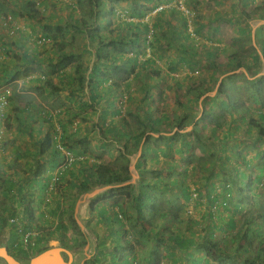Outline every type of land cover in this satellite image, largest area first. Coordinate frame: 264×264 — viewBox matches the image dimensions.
I'll return each instance as SVG.
<instances>
[{
	"label": "crops",
	"instance_id": "obj_1",
	"mask_svg": "<svg viewBox=\"0 0 264 264\" xmlns=\"http://www.w3.org/2000/svg\"><path fill=\"white\" fill-rule=\"evenodd\" d=\"M154 1H155L154 3H157L158 1L167 3L165 1H169V0H154ZM259 1L260 0H256L254 6H256V4L259 3ZM130 2H132V0ZM23 3H24L23 0H21V2L18 4L15 3L14 1V3L9 6L11 8H14L16 6L17 9L20 10L22 9ZM154 3H149L148 5H151L152 7ZM204 3L210 4L211 8L209 10H206L204 6L203 9H201V14H203L204 12H212V14L206 18L201 16L199 19V23L200 25H202V27L209 26L211 28L212 25H215L214 28H211L212 29L211 31L215 33V35H212V33H210L209 34L211 38V41H209L210 43L207 44V42L205 41L203 42L202 45H200L201 46L200 48L199 47L196 48L195 45L192 44L185 36L186 33H184L183 31L182 21L180 18L181 16H179V13L178 12L173 13L170 12V10L164 11L166 13H164V15L161 16L160 25L162 26L163 29L167 28L173 39L171 41H167L166 39L161 40L162 41L161 52L162 55L168 52L170 54L174 53L176 54V57L174 59L169 57V59L167 60L162 58L157 59V56L160 57L159 50L157 52L159 53V55H157V53H155L154 51L152 57L154 63H151L152 65H149L147 67V73H148L147 80L149 82L144 89L143 96L146 97V99L154 98V99L165 100V106L159 108L161 110L159 115L162 117L169 115L165 111L177 109L180 118L183 115L188 116L190 114L194 117L193 119L198 120L201 116V113L204 112L203 107H205V115L208 117L207 120H209V123H206L204 121L202 123V120H200V122L197 124V134L201 137V140L203 138L202 135L204 136V138H207L208 139L207 141H209L208 143L216 142L217 147L215 148V151L217 152L219 151L218 152L219 155H221L224 152V149L225 150L229 148L231 149V152L230 150H228L229 155L225 152L222 154L223 157H221V159H223L222 161L224 165L225 163L228 165L227 167L231 165V169H230L231 171L228 172L226 179L235 181V185H233L234 188L231 191L234 190L235 192H237L238 190L235 196L240 197L241 199L247 194H249L250 196H254L258 194L259 191H262V193L264 192L263 189H260L264 183V154L262 152H259L258 150V148L260 147V143L264 141V136H260L258 132L259 127L256 126L257 124L259 125L261 123L260 117L264 115V87L262 88L260 93L259 85H258L259 82H262L264 84V78L261 79V77H264V62L262 60V55L260 52L261 51L260 43H259V41L263 37V36L261 37V34L263 35L264 33V19L260 18L259 16L260 13L257 15L254 14V16L250 14L249 8L251 4L249 3L248 6H244L243 0H197V5L199 6L203 5ZM220 5L223 6L219 7ZM53 6L59 9L62 8L59 5H57L55 2ZM167 6H170V3ZM152 10L153 11L148 12L144 18L149 16V20L152 22V25L153 24L156 25V19H155L156 12L154 13V15H152V13L155 11L154 9ZM45 11L46 10H41L38 12L43 13ZM243 11H246L247 13L246 15L248 14L252 15L250 16V21H256V22L258 21V23L254 25L253 28H250L251 27L250 21L246 23L245 21L246 19L242 15ZM20 15H21L20 13L18 14V16L16 15L15 19L12 16L13 19L12 23H14L19 28V33L22 35H24V33L27 34L30 33V30L25 29V26L29 27V29L31 26H36L38 29L39 24L41 25V23H38V21L35 19L21 17ZM50 16L52 21V19L55 17V14L53 13ZM45 21L46 22H42V23L46 24L51 22V21L49 22L48 19H45ZM118 21L119 20H117V22ZM135 21L138 20L135 19ZM210 21L212 22V24L203 25V24H208ZM133 23L138 24V22H134V21ZM168 23L173 25L172 28L173 32H170L171 29L168 28L167 26ZM224 23H228V24H224ZM147 25L149 27V24ZM155 31L157 32V29H155ZM6 32L7 30L5 28L0 27V40H3L2 38L6 35ZM249 35L253 37L255 36L257 37L255 39L253 38V40H255L256 42L257 47L254 45V43H252V47L255 50V53L259 56L258 60H254L253 51L243 52L248 49L247 47H243V48L236 47V45L238 44V42L242 40V38L249 37ZM233 39H236V44L235 42H233ZM182 49H185L187 53H183ZM14 50L16 51V49ZM207 51L213 53L211 58H208L206 56ZM234 51H237L238 53L243 55L239 59V62L243 63V65L242 67H239L237 69H234L235 66L237 65L236 63L237 60H233L232 58H230V55H232L231 53H233ZM39 52L41 57H45L47 51L45 50L43 51V49H41ZM57 57L58 56L55 55L56 59ZM211 62H214L215 66L211 65ZM7 64H8V68L12 71H15L19 67V63L13 64L9 61H5L3 63H0V68H3ZM55 64H56V60L54 61L53 64H48V66L45 65L42 66L38 72L25 78V80H28L26 82L25 80H16L11 82L10 77L12 76V72L8 71L9 72L8 74L6 72L5 73L0 72V85H3L2 89L5 91L10 90L8 92L12 93L11 92L12 86H17L19 88L22 85L27 86L28 84L31 85L32 88L36 87L37 89H39L38 93L32 92L27 97L13 96L11 94V97L9 99L8 110H6L7 115L12 116L14 114L15 109H20V108L25 109V107H27L28 105L34 106L35 108H37L39 105L42 106L40 102L41 98L43 99L42 92L45 95L50 92L49 87H44L43 85L40 84L41 83L40 80L43 78V76H45V79H50V81L52 80L51 81L52 84L53 83L57 84V82H59L63 85L72 81L73 71H71V68L68 69L70 67L69 65H67L64 69H62V71H64L66 74V76L64 77L68 78L69 80L68 82L63 83L61 81L62 79L61 71L59 73L57 72L56 74L53 73L51 74V76L47 75V70H51L53 68V65ZM101 67H103V69L105 70L109 69L107 66H104L102 64ZM171 68H174V70H171ZM259 70H261V72H259ZM155 72H158V74H155ZM239 74L241 75L242 79H240L241 77L239 76ZM138 79L139 78H134L133 76H131V78H129V80H127L123 84L121 90L118 91L116 94H114L111 89L108 91V88L106 86L102 88V92H104L106 96L109 94L110 95L113 94L112 97L114 101L117 100L118 96L121 94L127 93L131 97L132 94L135 95V93H132L134 92L133 84L137 83ZM200 82L203 84H201ZM213 82L214 83L216 82L215 87L212 89V91L214 90L213 91L214 94L212 92V96L209 97L208 95L209 92H205L201 97H199L198 102L195 103L199 93H201L205 88L212 87ZM127 86L129 87L127 88ZM199 86H200V90H195ZM158 87L160 88V90L156 89ZM219 87H221L222 89V95L216 96ZM67 89H69L68 86ZM10 93L8 94L10 95ZM17 93L20 95H24L23 92L17 91ZM152 93H154L156 97H154ZM233 93H236V95H234ZM226 95H233L235 97V100H233V98L232 101H229L230 99L227 100ZM207 98L208 100H206ZM101 101H103V99ZM257 101H260V103ZM66 104L67 106L68 104L69 106L73 104L72 97L70 98V100L69 98L67 99ZM176 105L178 107L174 108L173 106ZM67 106L62 109H57L56 111L58 113L65 114L67 112ZM196 106L199 112L196 111V113H194ZM101 109H96L97 111H94L96 114L91 113L93 115L91 120L96 125H98L96 127H82V126L79 127L77 126L78 123L76 122L71 127H47V126H40L38 124L35 127H30L32 131L31 132L29 131L28 133V131L23 130V127H16L15 124L12 122L11 123L9 122L8 127L4 123L2 126L0 125L1 126L0 138H2L1 142L2 145H4L2 147L0 146V165H1L0 175H2V178H4L8 182L17 183L19 185V190L22 191L21 195L27 194L28 196H31V199L33 201H37L38 203V200L36 199L35 196L40 194L39 193L40 185L44 183L46 179H48V176L51 175V173L53 172V170L55 169L57 163L61 158V156L59 159L55 157H51V155L48 152L46 153V155L41 156L39 154L41 149L40 144L45 139V137H47V135H50L49 137L51 140H53V136H59L61 143H63L65 147L72 146V150H69L68 148L67 149L73 155L76 156L75 157L76 160L72 165L71 169L62 178V200L64 202V206H65L64 208L67 210L69 205L73 206L75 204V212L79 210L78 212L81 213L80 214L81 221H84L83 220L84 216H82V212L86 207H88L89 209V204L88 205L85 204L84 202L85 200L81 201V199H87L90 201L93 197L98 196L100 193H95L97 189L91 194L90 192H85L81 194L78 192V189L76 188L75 185L78 183L79 179L81 178L80 175L82 174L81 172L83 171V169H86L87 167L93 164H97V165L107 164L106 159L104 158L106 157V155L103 152L106 151L107 154L113 155L112 151L114 148H116L117 150L119 149L118 151H120L122 155H124L125 157L131 160L130 169L132 167V162L134 163L133 164L134 167H136L135 165L139 161L138 157L141 156L140 151L134 160L132 157V155L134 154L129 153V155H126L125 151L122 148V145L119 146L120 144L118 141L120 140V137L118 135L119 134L121 135V133L127 128L104 127L103 125L104 123L100 118V116L103 114L102 113L103 110ZM116 117L122 118L123 113L119 114ZM212 118H214V120ZM169 122L170 120L168 119V121L165 123L170 124ZM194 124L195 122L190 126L193 127ZM198 127H200V130L202 132L204 130H206V132L202 133L201 135L198 130ZM185 128H187V126L179 130L178 133L183 131V129ZM158 129L159 128H157V130ZM175 131H177V126L171 132L160 131L159 134H155V133H148L147 131L146 135L152 136V142H154V139L157 138L159 135L164 138V143H165L155 147L152 144L151 149L153 148L156 149L155 156L152 154V152L148 150H144V159L146 160L147 164H150L147 161V157L149 155L152 156L156 164L160 162V157H161L160 155H165L164 151L163 153L160 152V149L164 150L167 144L172 143V141L176 139L173 138V136H170L171 133L173 134L175 133ZM230 135L232 137L241 136V140L239 141L238 145L237 143H233L232 140H229ZM181 136L182 135H180L179 137ZM190 140L191 139L188 138V141L186 142L190 143ZM218 140L220 142H218ZM143 142L144 139L142 143ZM131 143L132 140H130L128 144V149L132 147ZM108 148L111 150H109ZM256 148L257 150L254 152L253 154L254 156H252L250 152L251 150ZM166 149L168 148L166 147ZM217 152L215 153L213 152V154H216L217 156L218 155ZM210 153L212 152H209V154ZM113 159H115V157H113ZM109 161H111V159H109ZM38 166L45 169L44 174H42V176L39 177L35 176L36 175L35 172L37 171ZM235 168L238 170V173L232 171ZM40 172L42 173L43 170H41ZM136 178L137 180L139 178L137 173L135 177L133 173L130 172V179L132 181H128L129 183L126 182L123 185L126 184L135 185L137 181ZM134 180H136L135 183ZM158 183H159V179L156 177L155 182L152 183V186L154 184L156 186L158 185ZM106 190L108 189H104L103 191H101V193L105 192ZM0 194H2L1 188H0ZM88 195H93V197L90 198L88 197ZM74 198H76L77 201L76 203L73 204ZM117 199L110 200L105 203L97 204L93 211L89 209L90 212L85 217L88 218L87 219L88 221H84V224L87 223L91 227L93 224L95 226L94 229L96 228L99 229L96 231L95 233L96 235H95L92 232L91 227H89L88 229L86 227L87 235H85V239L89 237L91 245H94V243H96V249L93 259L96 257L98 253L97 250L102 248V246L104 245L107 246L104 252L109 253V251L112 250L110 248L111 245L115 244V242L118 244L120 241L121 242L124 241V238H126L129 234H131V231L128 230L127 223L125 222V219L121 214V210L123 209V207H121V205L118 204ZM234 204L235 206L233 208ZM246 205L247 204L243 202L242 199L241 200L236 199L235 203L234 201L231 202V206L228 208L230 210L229 212L230 218L224 224V227L227 225L229 221H234L237 224L236 218L237 216L242 215L243 211H245L244 208L246 207ZM11 206L13 210H17L19 212L23 211L22 210L23 205H16L12 203ZM40 206L41 204L40 205L37 204L36 206H34L33 220L30 221L23 220L25 228L29 231L45 229V226L42 225L41 223L42 214L40 213ZM238 206L241 207L240 211L237 210ZM57 207H58V203L55 202L54 209ZM206 208L207 207L205 206L202 207L203 209V212L201 211L203 213V215L201 213L202 220H204L203 218L209 212L212 214L211 216L213 217L214 223H216L217 226H220L217 222L220 215L218 216L216 211L213 210L215 209V204L209 207L208 209ZM216 210H220V209H216ZM199 211L200 209L197 208V212ZM101 212H103L104 216L110 219L109 221H111L112 223L107 224V222H105L102 219L103 216L101 215ZM235 212L236 214L234 215ZM54 214H55V210H53L52 216H54ZM259 215H264V212L256 213L254 216H259ZM116 217H118L123 221V225H124L123 227L119 228L120 224L116 221L115 219ZM247 217L243 216L242 223L245 222ZM77 222L79 223L78 225H80V222L78 220ZM160 222H159V227L164 228V225L162 224L165 223L163 222L161 224ZM203 223L206 226H203ZM199 225L203 228L207 227V222L205 220L202 222L199 221ZM84 228L82 225H80L79 229L80 231L81 230L83 231ZM5 231L7 235L8 233H10L9 229L8 230L5 229ZM52 231H55V229ZM177 231L179 232V230ZM216 234L217 233H215V236ZM179 235L181 234L179 233ZM129 237L130 235L128 236V238ZM196 237L193 240L195 242L200 241L197 240ZM57 243L58 245H60L59 242ZM100 243H102L103 245ZM87 245L89 246L88 243ZM190 249H188L186 253L187 255L189 253L192 255L188 257L191 261L190 264H204L205 262L204 260L206 259L204 253L201 252L200 250H197L196 248H194L195 249L194 251ZM69 252L72 254V257L77 264L75 255L73 254L72 251ZM186 254L185 256H187ZM61 257L64 259L63 255H61ZM106 259H108V257H106ZM86 260L87 259L85 258V260L82 261H86ZM82 261L80 263H82Z\"/></svg>",
	"mask_w": 264,
	"mask_h": 264
},
{
	"label": "trees",
	"instance_id": "obj_2",
	"mask_svg": "<svg viewBox=\"0 0 264 264\" xmlns=\"http://www.w3.org/2000/svg\"><path fill=\"white\" fill-rule=\"evenodd\" d=\"M17 0H0V14L1 16L5 15H11L15 19L16 15L18 16V13L16 11H13L9 5L13 4ZM24 3L22 5V9L20 12L21 17H27L29 19H35L38 21L39 27L37 29L36 26L30 27V33H24V35L19 33V29H16L15 32L10 35L8 31L6 32V35L2 38L3 40H0V63H3L5 61H9L11 63H19V67L12 71L8 68V64L5 65L3 68H0V72L3 73H9L12 72V76L10 77L11 82L16 80H25L28 76H31L32 74L38 72L42 66H48V64H53L56 60V64L53 65V68L51 70H47V75L51 76V74L62 72L61 81L64 83L63 77L66 76L65 72L62 71V69L65 68L66 64L68 62H71V56L69 53L65 50V44L63 43V40H61V37L69 34V31L84 33L86 36L89 44L93 47V53H94V61L92 62V65L89 69V72H87L84 67L79 63L74 66L71 71H73L74 77L72 81L68 82L67 86L69 89H71V94H74V89H84L87 87L89 96L84 101H78L77 97L72 96V102H76V104H79V108L85 110L89 109V111L92 112V114H96L94 111L96 110V105L99 104L98 101L105 100L108 102L109 107L107 109L102 108L103 114L100 116V118L103 121L104 127H115V124L111 121L110 123L106 122L107 115L112 116H118L120 113H122L121 106L116 107V109H112V104H114L113 100V94H109L106 96L104 92H102V88L106 86L108 88V91L111 89L114 94H116L118 91L121 90L123 84L133 76L134 78H139L142 74L146 73V69L149 65H152L151 63H154L152 57L153 53H155L162 50V39L166 37V34L164 29L162 28L161 24V16L164 15L165 10H170V12L179 13V16H181L182 21V28L184 33H187L188 31V22L186 18L182 15L181 12L178 10L176 11L175 8H167L160 10L156 12V25L154 27L157 29L158 33H154L155 40L153 41V45L151 47V54L150 57L144 58L146 55V43L148 42V32L149 27L145 22L135 24L131 20L137 19L142 20L145 15L152 9L156 10L161 6H166L169 3L173 2L174 0L165 1L167 3H163L162 1H158L157 3H154V0H144L143 4H137L134 3L130 7V13L127 19H119V16L117 15L116 8L114 7L113 3H119L121 1L125 0H71L68 3H63L61 1L57 0H23ZM54 2L59 5L60 7H64V12L66 15L65 21H57L55 24H49V23H42L44 22L42 15H38L35 13V9L37 12L40 10H47L50 5H53ZM185 5L187 4V1L184 0ZM256 0H243L244 6H248L250 3L251 6L249 8L250 14L254 16V14L260 13V18L264 19V0H260L259 3L254 6V3ZM149 3H154V5L151 7L152 9L148 8L147 5ZM89 6V12L90 16L89 19L86 18L84 15L80 16L77 15L75 12L77 8H84V6ZM113 5V6H112ZM53 7V6H52ZM188 9L191 11L189 6L187 5ZM144 10V11H143ZM153 11V10H152ZM176 11V12H175ZM192 12V11H191ZM39 13V12H38ZM193 13V12H192ZM36 14V15H35ZM41 14V13H39ZM116 14V17H115ZM181 14V15H180ZM246 11L242 12V15L245 17L246 23L250 19V16L252 15H246ZM36 16H39L36 18ZM117 20H119L117 22ZM194 20V18H193ZM192 25L195 23L194 21H191ZM115 25V29H108L110 26ZM0 27L2 26V23H0ZM132 27V28H131ZM104 28L107 31L100 32ZM125 28V35H122L121 31ZM202 25H200L199 22H197V30H195V34H199V32L202 30ZM103 29V30H104ZM39 33V34H37ZM192 36H194L193 32L191 33ZM37 36H39V39H37ZM17 37V38H16ZM262 37V35H261ZM206 40L211 41L210 36L205 37ZM255 38H257L255 36ZM41 41V42H38ZM51 44V50L46 52L45 57H41L40 55V49L50 46ZM260 43V52L262 55V60L264 62V36L259 41ZM59 45V55L57 59L55 58L56 53H53V48ZM39 48V50H38ZM16 49V51L14 50ZM254 52V60H258L259 56L255 53V50L251 48ZM48 50V49H47ZM104 50V51H103ZM183 53H187L185 49H182ZM212 52L207 51L206 56L208 58H211ZM230 58L233 60H237V65L234 69H237L239 67H242L243 63L239 62V59L243 56L237 51H234L231 53ZM101 64L104 66H107L110 70H103L101 69ZM211 65L215 66L214 62H211ZM171 70H174V68H171ZM9 71V72H8ZM155 74H158V72H155ZM41 79V78H40ZM38 79V80H40ZM41 85L44 87H49L50 79H45V76L40 80ZM69 81V80H68ZM201 83V82H200ZM203 84V83H201ZM66 86V84H63ZM76 85V87H74ZM259 90L261 93L262 88L264 87V84L262 82L258 83ZM3 87V85H0V88ZM129 86H127L128 88ZM255 87V85H254ZM257 87V86H256ZM200 90V86L195 89ZM203 90V89H202ZM211 88H205L199 95L197 96V99L201 97L205 92H210ZM104 93V94H101ZM222 95V89L219 87L216 96ZM10 95H8V101L10 99ZM235 100V97L233 95H226V99L229 101ZM144 100H146V97H144ZM260 103V101H257ZM222 104V102H221ZM38 105V104H37ZM9 106V104H8ZM39 107V108H38ZM35 108L34 106L28 105L27 107L15 109L14 114L11 116L4 113V115H1L0 113V125L2 126L3 123L9 126V122L14 123L16 127H23V130L31 132L30 127H35L36 125L40 126H47V127H56L58 124L59 127H71L75 123L74 120L83 118L85 115H80L79 113H69V110L64 114L61 113H53L52 111H49V109H45L42 106H38ZM41 107V108H40ZM223 107V105H222ZM8 110V107H7ZM118 111V112H117ZM144 119L140 120V118L136 115H133L135 120L137 122H140V124L144 127V129H135L132 131L130 128L131 125L128 123L126 119L120 120V123L123 127L127 128L125 129L121 135L118 136L120 139L124 140V150L126 151L128 149V144L130 140H132V147L138 148L139 144L141 143L142 138L145 140V143L148 144L150 140H152V136L146 135L147 131L148 133H155L159 134V131L157 128L162 124L163 121L167 122L168 119L163 118H152L150 117L151 113H143ZM136 116V117H135ZM187 116V115H183ZM180 122H184V120H187L183 125L177 123V132L174 133V135L178 134V131L182 128L193 124V120L188 121L187 117H182L179 119ZM261 123L256 125L259 127V134L260 136H264V115L260 117ZM175 123V122H174ZM93 127H96L94 122H91ZM108 124V125H107ZM4 125V126H5ZM148 125H151L149 127ZM0 126V127H1ZM57 126V127H58ZM196 125H193V129L188 134L190 136H194L196 140L201 141V137L197 134L196 131ZM146 128V129H145ZM50 135H47L45 139L41 142L40 146V152L39 154L41 156L46 155L48 152L51 157H55L57 159H62V154L59 152V150L55 147V144L53 143V140L50 139ZM54 137V136H53ZM174 138V137H173ZM0 138V142H1ZM154 143L156 146L165 144L164 138L162 136H158L154 139ZM188 143V142H187ZM187 143H183L184 147L188 146ZM0 146L2 145V142L0 143ZM166 147L168 149L171 148V143L167 144ZM69 150H72V146L65 147ZM131 148V147H130ZM67 149V150H68ZM68 150V151H69ZM147 150L152 152V154L155 156V150L151 149V147H147ZM141 159H139L138 163L136 164L137 169H145L146 166V160L144 159V151L141 153ZM59 160V162H60ZM58 162V163H59ZM57 163V165H58ZM248 164V163H247ZM56 165V167H57ZM55 167V168H56ZM72 167V166H71ZM70 167V169H71ZM175 166H170L171 170H175ZM1 169V165H0ZM69 169V170H70ZM43 170L41 173L40 171ZM53 170V169H52ZM55 170V169H54ZM53 170V171H54ZM69 170L67 172H69ZM186 171V170H185ZM232 171H235L238 173V170L235 168ZM45 169L38 166L37 171L35 172V176L39 177L44 174ZM142 172V171H141ZM80 175V179L78 183L75 185L78 189V192L85 193L90 192L95 187H102V186H112V188L106 190L105 192L99 194L94 199L91 200L89 204V209L91 211L94 210L95 206L99 203H105L110 200H116L117 198H124L127 203L132 205L134 214L125 215V212L121 210V214L123 215V218L125 219V222L127 225H129L132 229V233L130 234V237L128 236L124 238V241H120L118 244L115 242V244L111 245V251L109 253H105V249L107 246H102V248L97 250L96 257L86 262L85 264H135L136 263V256L133 252V240L135 239V242L142 243V240L146 236H153L156 239V243L160 246H166L167 249L174 254L175 250H179L180 255L186 254L187 250L192 248H196L197 250H200L204 253L206 259L204 260V264H209L210 262H216L217 264H264V233H262V227L260 224H257L259 221L264 222V215L259 216H249L243 223L246 226H249L251 224L258 225V228L256 234L259 236L258 241V249L254 257L251 259H243L238 258L231 259L230 252L226 251V248H228L231 244H239L242 246L243 241L246 236L242 235V230L237 228V224L234 221H229L225 227L217 226L216 223H214L213 217L211 216V213H207L205 217L203 218L207 222L206 231L208 235L206 237L199 236L200 234H197V231H195V228L198 227L200 230L202 227L199 225V221H190V223L186 226L187 236L179 235V233H175L173 231H169L167 234L164 232L159 231V222L163 220H167L171 217L170 210H161V208L158 207V205L152 201L155 194L153 192H148L147 188L152 189L153 186L151 185L149 187V183H144L145 178L141 174L140 181L138 185L135 187L133 184H126L124 183L130 181V174L128 171V166L125 165L122 168V171H119L117 169L109 168L103 164H93L87 167L86 169H83ZM245 177V175H244ZM51 175L48 176V179L44 181L40 185L39 195L35 196L37 201H33L31 199V196H28L27 194L21 195L22 191L19 190V185L17 183H12L6 181L4 178H2V175H0V188L1 193L0 194V246L7 247L9 253L13 256H22V257H30L31 255L35 254L37 251V248H35L33 251L30 250H24L22 247H14L13 243L17 241L18 239V229L16 226H10L8 225V217L11 215H17L21 220H33L34 219V206L42 205L43 201V194L45 193L46 189L48 188V184L50 182ZM258 180V179H257ZM175 184V182H174ZM233 185H235V181L233 182ZM234 187V186H232ZM139 188V189H138ZM231 190L228 189L226 191ZM20 191V192H19ZM196 192V197H192V191L189 188L184 187L181 190V194L183 195V199L185 202H189L190 200L194 199V201H197V197L200 198V193L197 190H193ZM78 194V195H80ZM209 198V197H208ZM228 200V198H227ZM209 201L212 205L215 204L216 198L210 197ZM37 204H36V203ZM40 202V204H39ZM16 205H23L21 212L17 210H13L11 204ZM211 205V206H212ZM11 208V209H10ZM15 208V207H14ZM121 209V207H120ZM238 211L241 210V207L238 206ZM20 213V214H19ZM66 213V209L61 215L60 223L58 227H56L55 232H50L49 237H53L54 234L57 232L61 235H65L68 233L69 228L64 223V215ZM11 214V215H10ZM55 215V214H54ZM101 215L103 216V220L107 222V224L112 223L109 221L107 217L104 216V213L101 212ZM116 221L120 224V227H123V221L119 219L118 217L115 218ZM74 223V229L78 231V233L81 235V231L79 227L76 225L75 221ZM194 228V230H193ZM5 229H9L10 233H6ZM24 229L27 230L24 226ZM178 230V229H177ZM193 230V231H192ZM28 231V230H27ZM219 232L220 237H215V233ZM230 234V235H229ZM167 235V239H165V236ZM197 236V237H196ZM197 238V241L195 242L193 239ZM38 243L42 244L44 237H39ZM78 240V239H77ZM248 240V239H247ZM79 243V242H78ZM85 243V240L83 239V242H81V245ZM102 244V243H100ZM103 245V244H102ZM41 246V245H40ZM49 246V244H48ZM117 246V247H116ZM157 247V246H156ZM150 252L151 258L150 261L147 264H160L159 258L155 250L157 248ZM244 253H248L249 249L248 247L243 248ZM128 253V254H127ZM187 255V254H186ZM190 257V253L187 255ZM108 257V259H106ZM1 260V259H0ZM3 263L4 261L1 260ZM162 261V260H160ZM162 264V263H161ZM171 264H177V259L173 260Z\"/></svg>",
	"mask_w": 264,
	"mask_h": 264
},
{
	"label": "rangeland",
	"instance_id": "obj_3",
	"mask_svg": "<svg viewBox=\"0 0 264 264\" xmlns=\"http://www.w3.org/2000/svg\"><path fill=\"white\" fill-rule=\"evenodd\" d=\"M131 0H125V1H121L119 3H113L114 7L116 8V12L117 15L119 16V19L123 18V19H127V17L129 16L130 13V7L136 2L137 4H143V0H132V2H130ZM187 4L185 5L187 7V5L189 6V8L191 9V13L187 14L190 15V17H188L186 14H182L187 22H188V31L185 34V36L188 38V40L195 45V47H201L200 45L203 44V42H207L210 43L208 40H206L205 37L209 36L210 33H212V35H215V33H213L211 30V28H214L215 25H212L211 28L209 26H206L202 28V30L199 32V34H195V30H197V22H199V19L201 16H203L204 18L208 17L209 15L212 14V12H204L203 14H201V9H203V7L205 6L206 10H209L211 8L210 4H206L204 3L203 5H197V0H186ZM21 0H17L16 3H20ZM178 2H184V0H174L173 2L170 3V6H161L159 7L157 10H155L152 15H154L155 12H158L160 10L163 9H167V8H175V3ZM131 4V6H130ZM112 5V6H113ZM53 6V5H52ZM50 5V7L43 13L39 14L37 12V10L35 9V13L38 15H42L43 17V21H45V19H48V21H51V16L53 13L55 14V17L52 19V21L49 24L52 23H56L57 21H65L66 16H65V12H64V7L62 8H57V7H52ZM223 5H220L219 7H222ZM133 7V6H132ZM147 7H151V5H147ZM188 8V7H187ZM13 9V11H16L18 14L21 12V10L17 9V7L15 6ZM152 9V8H150ZM176 9V8H175ZM204 9V10H205ZM222 9V8H221ZM20 11V12H19ZM40 11V10H39ZM144 11V10H143ZM152 11V10H151ZM177 11V10H176ZM175 11V12H176ZM77 15H84L86 18L89 19L88 16H90V12H89V6H84V8H77L76 11ZM150 12V11H149ZM35 14V15H36ZM39 16H36V18ZM116 17V14H115ZM194 18V20H193ZM132 22H138V23H142V22H146L147 24H149V32L147 33L148 35V42L146 43V55L143 57L147 58L150 57L151 54V47L153 45V41L155 40V36L154 33H158V31H155V27L154 24L152 25V22L149 20V16H147L146 18L142 19V20H138L135 21L131 20ZM191 21H194L195 23H191ZM250 21V19L248 20ZM258 23V21H250V28H253L254 25H256ZM212 24V22L210 21L208 24H203V25H209ZM224 24H228V23H224ZM262 24V23H261ZM168 28L171 29L170 32H173L172 28L173 25L172 24H167ZM115 29V25L110 26L108 29ZM25 29L30 30L29 27L25 26ZM104 28H102V30L100 31L101 33L107 30H103ZM166 37H164V39H166L167 41H171L173 38L170 35L169 31L167 30V28H164ZM209 30V31H207ZM31 31V30H30ZM126 29L123 28L121 33L122 35H125ZM193 32L194 36L191 35V33ZM39 34V33H37ZM262 35V34H261ZM264 36V33L263 35ZM253 38L255 39V37L249 35V37H244L242 38V40L240 42H238V44L236 45V47H247L248 49L246 51L243 52H250L252 51L251 48L252 47V43H254V45L257 47L255 40H253ZM37 39H39V36H37ZM61 40H63V43L65 44V50L69 53V55L71 56L72 61L68 62L67 65H69L70 67L68 69H73L75 65L77 64H81L84 69L89 72V69L92 65V62L94 61V53H93V47L89 44L86 36L84 35V33H81L80 31L78 32H74V31H69V34L64 36L63 38L61 37ZM233 42H235L236 44V39H233ZM50 44V41H49ZM89 46V47H87ZM51 44L50 46L41 48L43 49V51H49L51 50ZM59 45L54 47V53H56V56L59 55ZM40 49V50H41ZM48 49V50H47ZM39 50V48H38ZM104 51V50H103ZM160 53V57L157 56V59L162 58V59H169V57L171 58H175L176 54L172 53L170 54L168 53H164L162 55V52L159 51ZM159 53H157V55H159ZM245 54V53H243ZM65 66V67H66ZM101 69H103V67H101ZM105 70V69H103ZM110 70V69H108ZM259 72H261V70H259ZM147 69H146V73L142 74L139 79L137 80V83L133 84V88H134V92L135 93L132 94V96L130 97L129 94H121L118 96L117 100L114 101V104H112V109H116V107L121 106V110L123 113V117L124 119H126L128 121V123H130L131 125V129L132 131L135 129H144V127L140 124V122H137L134 118L133 115H136L140 118V120L144 119V114L143 113H151L150 117H162L159 115V113L161 112V110L159 109L160 107H164L165 106V100L164 99H143V92L145 87L148 85V80H147ZM239 76L241 77V75L239 74ZM74 77V74H73ZM264 77H261V79H263ZM65 82H68V78L63 77ZM242 79V77L240 78ZM28 80H25V82ZM52 81V80H51ZM51 81L49 82V88H50V92L48 94H43V99L41 98L40 102L42 104V107L45 109H49V111H52L53 113H56L57 109H62L64 107L67 106L66 102L67 99L72 97V96H76L78 101H84L87 99V97L89 96L87 87H85L84 89H74V94H71V89H67V84L66 86L62 85L61 83L57 82V84H52ZM238 81V80H237ZM241 81V80H239ZM213 86L210 87L211 91L208 93L209 97L212 96V89L215 87L216 82L212 84ZM74 87H76V85H74ZM2 88V87H1ZM69 88V87H68ZM158 90H160V88H156ZM10 91V90H8ZM18 92H23L24 95H20L17 93ZM39 89H37L36 87H33L31 85H27V86H20L19 88L17 86H12L11 87V94L13 96H23V97H27L29 96L32 92L33 93H38ZM10 93V92H9ZM154 97H156V95L154 93H152ZM214 94V92H213ZM234 95H236V93H233ZM64 95V96H62ZM129 96V97H128ZM11 97V96H10ZM68 97V98H67ZM158 97V96H157ZM67 98V99H66ZM213 98V97H211ZM73 99V98H72ZM181 100V99H180ZM208 100V98L206 99ZM99 105H96V109H107V107H109L108 102H106L105 100L103 101H98ZM198 102V99L195 101V103ZM69 103V102H68ZM9 104V101H8ZM174 108L178 107L173 106ZM195 108V107H193ZM47 109V110H48ZM204 112L201 113V116L198 120L193 119L194 117L192 115H188V116H181L182 117H187L188 121L193 120V122H195V125L197 126V124L200 122V120L209 123V120H207V116L205 115V107H203ZM66 110V109H64ZM67 110H69V113H79L80 115H85L81 116V118L74 120V122L78 123L77 126H82V127H93L91 125V122H93L92 119V112L89 111V109H85L83 110L82 108H79V104L76 102H74L72 105L67 106ZM102 110V109H101ZM178 110L177 109H173V110H168L165 111L166 113H168L169 115L164 116L162 118H166L170 120V124L164 123L160 126L159 123V129L158 131H164V132H171L177 125V123L183 125L185 122H187V120H184V122H180V116L178 115ZM199 112V110L197 109V106L195 108L194 113ZM118 112V111H117ZM90 114V115H89ZM121 114V113H120ZM65 115V114H64ZM113 115V114H112ZM107 115L106 118V122L110 123L111 121L115 124V127H123L120 123V120H122L121 117H115ZM135 116V117H136ZM91 117V118H90ZM90 118V119H88ZM214 120V118H212ZM145 120V119H144ZM175 122V123H174ZM174 124V125H172ZM191 125V124H190ZM190 125L187 126V128L183 129V131H181L180 133H178L177 135H173L171 133L170 136H173L174 139L171 143V148L170 149H165L161 150L160 152L163 153L165 155H160V162L158 164H156L152 158L151 155H149L147 157V161L150 164H147L146 162V166L145 169H137L136 167H134V163L132 162V167L130 169V165H131V160L127 157H125L124 155L121 154L120 151H118L116 148L113 149L112 154H107L106 151L103 152L106 157H104L106 159L107 164H105V166L112 168V169H117L119 171H122V168L127 165L128 166V171L132 172L133 175L136 177V173L139 176L138 180L136 178V180H134V183L136 181V184L134 185L135 187L138 185L139 181H140V176L141 174L144 176L145 181L144 183H149V187L152 185V183L155 182V178L157 177L159 179V183L158 185L155 186V184L153 185V188H147L148 192H153L155 194L154 198L152 201H154L159 208H161V210H170V215L171 217L167 220H163L160 223L162 224L163 222L165 224L164 228H160L159 227V231L164 232V233H168L170 230L177 233V229L179 230L178 233H180L183 236H187V231H186V226L190 223V221H204L202 220L201 217V213L203 212L202 207L205 206L207 207L206 209H208L209 207H211V202L209 201L210 197H214L216 198L217 201H215V209H213L214 211H216V213L218 214V216L220 215V217L218 218L217 222L220 226L224 227V224L229 220L230 216H229V212L230 210L228 209L231 206V202L236 201V199L241 200L243 202H245L247 205L244 208L245 211H243L242 215L237 216L236 221H237V227L239 229L242 230L241 234L246 236L243 241L242 246L239 244H231L228 246V248H226L227 252H230L231 256L230 258L232 259H238V258H243V259H251L252 257H254V255L257 252L258 249V241H259V236L258 234H256L255 231H257L256 228H258V225L256 224H251L249 226H246L242 223L243 221V216L247 217V216H252L255 215L256 213H263L264 212V192L262 193V191H259L258 194L254 195V196H250L249 194H247L246 196L242 197L240 199V197H236L235 194L238 192H235L234 190L231 191L234 187L233 186V182L232 180L226 179V176L228 174L229 171H231V165L229 167H227L228 165L225 163V165L223 164V159H221L222 154L223 153H227L229 155L228 150L231 149H224V152L219 155V151H215V148L217 147L216 142L213 143H208L209 141H207V138H204V136L202 135V133H205L206 130H204L203 132L200 130V127H198V130L200 132V134L202 135V140L198 141L195 139L194 136H190L188 135L191 130L193 129V127H191ZM58 126V124L56 125V127ZM149 127H151V125H148ZM59 127V126H58ZM146 129V128H145ZM178 130V128H177ZM196 131H197V127H196ZM177 132V131H175ZM180 135H182L181 137H179ZM157 136V135H155ZM159 136V135H158ZM184 136V137H183ZM187 137V138H185ZM229 140H232L233 143H239V141L241 140V136L238 137H232L231 135L229 136ZM182 138V140H181ZM185 138V139H184ZM188 138H190V143H187L186 141H188ZM234 139V140H233ZM143 138L141 140V143L138 145V148H129L126 151L124 150L123 147V143L124 140L120 139L119 142V146L122 145L123 150L125 151L126 155H129V153H132L134 155H132L133 160L135 159V157L139 154V151L142 153L144 150H147V147H151L152 144L155 147L156 144H154V142H152V140H150V142L148 144L144 142L142 143ZM123 142V143H122ZM218 142H220L218 140ZM183 143H187L188 146L184 147ZM226 144V143H225ZM146 147V148H145ZM249 147V146H247ZM109 149V148H108ZM111 150V149H109ZM251 150V149H250ZM257 150L253 149L251 150V155L254 156V152ZM259 152H262L264 154V141H262L260 143V147L258 148ZM209 152H212L209 154ZM213 152H217L218 155L216 156V154H213ZM239 153V152H238ZM104 155V156H105ZM109 156V157H108ZM113 157H115V159H113ZM101 158V156H100ZM252 158V157H251ZM109 159H111V161H109ZM141 159V157H138V160ZM132 160V161H133ZM154 162V163H153ZM137 164V163H136ZM175 166V170H171L170 166ZM136 166V165H135ZM252 167V166H251ZM186 170V171H185ZM142 171V172H141ZM129 172V174H130ZM132 181V180H130ZM175 182V184H174ZM103 187H95L93 190L90 191V194L93 193L96 189V191H98V189H103ZM186 187L189 188L190 190H192V193H196L195 191H193L194 189L199 191L200 193V198L197 197V201L195 202L194 199L190 200L189 202H185L183 199V195L181 194V190ZM229 191H226L228 189H230ZM139 189V188H138ZM260 189L264 190V183L261 186ZM104 190V189H103ZM101 194V191L99 192ZM88 194V193H87ZM89 196V195H88ZM93 196V195H90ZM209 197V198H208ZM251 197V198H249ZM95 197H93L92 199H94ZM228 198V200H227ZM78 199V197H77ZM76 198H74L73 204L76 203L77 201ZM91 199V200H92ZM85 200V204H90L91 200H87V199H81ZM118 204L121 205V207H123L122 212H125V215H129V214H134L133 212V208L132 205H129V203L126 202V200L124 198H118L117 199ZM235 204L233 205L234 208ZM86 207V206H85ZM197 208L200 209L199 212H197ZM216 209H220V210H216ZM79 210H77L75 212V204L73 206H68L66 213L64 215V223L68 226L69 231L68 233H66L65 235H61L60 233H56L54 234L53 237H49V233L50 232H55L50 230L49 232L45 233L44 237V241L41 244V248L48 246V244L50 245L52 243V241L54 242H59V246H62V248H65L69 251H72L73 254L76 257L77 260V264H80V262L82 260H85V258L87 259L86 261H84L83 264H85L88 261L93 260L94 254H95V249H96V243H94V245H91L89 237H87L85 239V235H87L86 232V227L87 229L91 226H89L87 223L84 224V221H88V218H85L88 213L90 212L88 207H86L84 209V211L82 212V216H84V221H81L80 218V212H78ZM202 211V212H201ZM236 214V212L234 213V215ZM203 215V213H202ZM77 220L80 222V225L83 226V231L81 230V235L78 233V231L76 229H74V221L75 223H77L76 225H78L79 223L77 222ZM261 223V224H260ZM174 224V225H173ZM257 224H260L262 227H264V222L259 221ZM128 226V230L131 231L132 233V229L129 225ZM172 226V227H171ZM203 226H206L203 223ZM171 227V228H170ZM95 226L92 224L91 230L92 232L95 234L97 230L99 229H94ZM259 229V228H258ZM194 230V228H193ZM192 230V231H193ZM177 231V232H176ZM195 231H197L198 234H200L199 236L201 237H206L209 233H207L206 231V227H202L200 230L198 228H195ZM262 233H264V229H262L261 231ZM216 238L220 237V234L218 232H216ZM74 235V236H73ZM96 235V234H95ZM130 235V234H129ZM128 235V236H129ZM134 235V234H133ZM230 235V234H229ZM78 239V240H77ZM83 239L85 240V243H83L81 245V242H83ZM165 239H167V235L165 236ZM218 239V238H217ZM248 239V240H247ZM133 240V252L136 256V263L135 264H147L150 261L151 258V253L155 247L157 248V250H155V252L158 255L159 258V263L161 262L162 264H171V260H176L177 259V264H190V259L188 258V256H185V254H181L179 250H175L174 254L172 255V253L167 249L166 246H160L156 243V239L153 236H146L143 238L142 243H138L135 242V239ZM79 242V243H78ZM87 243L89 244V246L87 245ZM248 247L249 252L248 253H244L243 252V248ZM192 251H194L195 249L191 247ZM70 255L72 256V254L70 253ZM191 255V254H190ZM192 256V255H191ZM64 259L67 260V256L63 255ZM150 257V258H149ZM17 258L19 260H21L22 264H27V261L24 259L25 257L22 256H17ZM162 260V261H160ZM160 263V264H161ZM0 264H5L0 260ZM93 264V263H92ZM210 264H217L216 262H210Z\"/></svg>",
	"mask_w": 264,
	"mask_h": 264
},
{
	"label": "built area",
	"instance_id": "obj_4",
	"mask_svg": "<svg viewBox=\"0 0 264 264\" xmlns=\"http://www.w3.org/2000/svg\"><path fill=\"white\" fill-rule=\"evenodd\" d=\"M55 1V0H54ZM63 3H68L71 0H57ZM175 8L182 14H189L191 11L185 6L183 2L175 3ZM190 17V15H187ZM13 22L11 15H5L4 17L0 14V23H2L3 28H5L10 35H12L16 29H19ZM12 23V24H11ZM41 42V41H38ZM8 91L3 90L0 88V113L4 115L6 113L8 107ZM53 142L55 147L59 150L62 154V159L58 163L55 170L51 173V179L48 184V188L46 189L45 193L43 194V201L42 205L40 206V213L42 214V225L45 226L44 230H25L24 229V221L19 219L17 215H11L8 217V225L16 226L18 229L17 232V241L13 243L14 247H22L24 250L33 251L37 248V251L40 249V245L38 243V238L45 235V233L49 232L50 230L56 229L60 223V218L62 213L65 210L64 202L62 200V178L70 167L74 164L76 160V156L73 155L70 151H68L59 136L53 137ZM192 197H196V193L192 194ZM55 202L58 203V207L54 209ZM53 210H55V215L52 216ZM49 224V225H48ZM50 226V227H49ZM49 227V228H48ZM44 241V240H43ZM35 251V252H37Z\"/></svg>",
	"mask_w": 264,
	"mask_h": 264
},
{
	"label": "water",
	"instance_id": "obj_5",
	"mask_svg": "<svg viewBox=\"0 0 264 264\" xmlns=\"http://www.w3.org/2000/svg\"><path fill=\"white\" fill-rule=\"evenodd\" d=\"M129 183V182H128ZM112 186H106L103 189H110ZM103 189H98L95 193L103 191ZM93 197V196H88ZM61 255H66L67 260H64ZM0 259L4 261L5 264H22L16 256L9 253L7 247L0 246ZM27 264H76L70 252L58 245L57 242L52 241L49 246L39 249L35 254L30 257L24 258ZM84 261H82L83 264Z\"/></svg>",
	"mask_w": 264,
	"mask_h": 264
}]
</instances>
